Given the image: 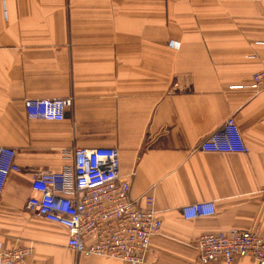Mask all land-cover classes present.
<instances>
[{"label": "crops", "instance_id": "obj_1", "mask_svg": "<svg viewBox=\"0 0 264 264\" xmlns=\"http://www.w3.org/2000/svg\"><path fill=\"white\" fill-rule=\"evenodd\" d=\"M264 0H0V145L16 149L0 196V245L46 264H128L68 247L66 227L27 211L33 172L75 147H116L132 196L162 220L142 263L201 264L198 240L232 228L264 236ZM70 97L63 121L29 119L28 98ZM234 115L248 152L201 141ZM213 200L216 213L181 207ZM256 264L250 257L231 263Z\"/></svg>", "mask_w": 264, "mask_h": 264}, {"label": "built area", "instance_id": "obj_2", "mask_svg": "<svg viewBox=\"0 0 264 264\" xmlns=\"http://www.w3.org/2000/svg\"><path fill=\"white\" fill-rule=\"evenodd\" d=\"M248 86L264 90V64L252 75ZM25 111L29 119L63 121L73 105L70 97L28 98ZM199 148L206 152H248L244 135L234 115L228 116ZM15 148L0 145V196L12 172H19ZM70 165L59 171L33 172L34 192L26 201L27 211L62 225L68 230V247L77 253L114 258L128 264L142 263L153 236L161 232L162 220L155 208V197L147 193L132 196V183L121 174V159L116 147H75L67 151ZM264 200V185L259 189ZM213 200L181 207L185 218L195 219L216 213ZM201 264L231 263L250 257L264 264V238L258 231L231 229L208 232L197 244ZM33 250L0 245V264H46L30 261Z\"/></svg>", "mask_w": 264, "mask_h": 264}, {"label": "rangeland", "instance_id": "obj_3", "mask_svg": "<svg viewBox=\"0 0 264 264\" xmlns=\"http://www.w3.org/2000/svg\"><path fill=\"white\" fill-rule=\"evenodd\" d=\"M232 229H234V228H232ZM236 229H238V228H236ZM231 230V229H230ZM254 231V230H253ZM227 232V231H226ZM258 233L264 238V236L258 231Z\"/></svg>", "mask_w": 264, "mask_h": 264}]
</instances>
